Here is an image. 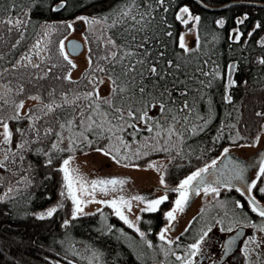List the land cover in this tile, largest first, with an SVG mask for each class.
<instances>
[{
  "label": "trees",
  "instance_id": "1",
  "mask_svg": "<svg viewBox=\"0 0 264 264\" xmlns=\"http://www.w3.org/2000/svg\"><path fill=\"white\" fill-rule=\"evenodd\" d=\"M140 2L143 4L144 0ZM151 2L155 9L152 12L155 20L149 32L155 38L147 47L153 62L158 59L159 66L165 69L169 60L180 65L171 70L173 76L167 77L168 81L173 77L186 80L192 89L189 100L203 97L196 99L194 113L189 119L200 124L202 121L195 120V115L199 114L210 116L211 122L198 135L185 134L182 141L176 136L171 139L167 136L165 141L169 139V142H162V146L144 156L134 157L118 142L97 137L93 132L86 133L88 140L92 141L90 145L77 140L72 150H69L68 137L76 132V128L69 130L66 126L60 129L59 123L73 114L74 106L64 105L62 97L66 95L73 99L75 93L91 90L92 84L87 77L70 81L65 79L69 63L60 54L58 38L53 42L56 55L49 59L55 66L49 67L47 62L44 70L35 72L31 68L21 73L22 67L19 65L20 59L33 45L44 24L66 22L79 14L97 19L112 17L117 9L123 7L124 0H0V18H25L18 29L0 24V74H7L6 77L11 75L17 98L23 100L39 94L43 102L54 100L55 104L62 105L48 115L33 106L20 119L8 120L13 132L9 147L17 155L14 163L10 158L5 162L7 168H0V197L9 188L12 189L5 199L0 200V264H153L157 261L171 264L174 256L170 253L166 256L164 250L171 247L174 252H178L186 247L182 238L171 246L159 240L160 228L167 220L165 213L178 195L173 189L187 175L219 157L226 147L250 144L264 129V65L259 63L264 58V0H165L164 6H158L156 0ZM61 3L64 7L58 11L53 10ZM164 7L167 8L166 12ZM181 7H188L193 17L199 16V23L189 21L185 25L177 20ZM244 16H247L244 23H237ZM219 20L224 21L222 27L216 23ZM257 23L260 24L259 28H255ZM110 24L111 20L104 23L105 32L120 43L118 36L114 35L119 26L111 28ZM194 28L197 36L188 48L190 51L185 52L179 46L180 37ZM235 30L240 33L238 40L233 39ZM168 32L171 36L166 35ZM95 64L96 68L103 67L106 71H94V67L91 70L93 76L101 74L108 77L107 69L111 65L104 59H98ZM232 64L237 66L235 71L229 70L228 66ZM201 69L208 72L218 70L219 76H203ZM230 79L235 81L232 87H228ZM209 80L210 87L199 83ZM110 95L111 90L105 97ZM226 95L231 96V103L225 101ZM174 96H178V93H174ZM87 103L84 99L76 101L77 105ZM102 109H106V106L102 105ZM29 115L33 117L32 120L27 118ZM149 115L159 114L151 110ZM32 124L39 129L38 137L29 130ZM233 124L235 128L227 127ZM49 126L62 133L60 150L51 148V144L57 142V137L45 135V129ZM138 127L141 130L135 140L154 135L148 133L142 124ZM221 128L222 134L219 131ZM16 129L24 131L25 136H21ZM25 139L29 144L25 145V150H21L17 145ZM33 140L37 142L33 143ZM124 140L128 146L135 142L127 134H124ZM113 144L122 148H119V155L113 151L110 156L117 155L121 162L144 166L154 157L172 158L163 176L169 188L166 189L168 199L159 205L157 211L141 213L139 221L145 233L144 238L140 237L135 228L125 224L108 205L92 213L77 214L73 218L74 205L69 196L63 194V173L59 171L63 160L97 148L107 150ZM165 148L168 150L165 151ZM38 149L43 151L38 152ZM125 152L129 153V159H121ZM21 154L23 160L19 158ZM49 157L52 159L51 164H48ZM263 181L262 178L258 183ZM237 189L224 188L217 198L222 203L219 208L212 204L209 210L205 207V212L201 211L193 217L183 234L187 242L215 226L222 216L226 218L223 219L224 228L233 227L236 222L243 223L250 216L248 207L243 203L246 197L241 193L244 192ZM237 202L244 207L237 208ZM52 205L57 208L53 216L39 219L38 212ZM65 221H68L67 225ZM148 242H151V248Z\"/></svg>",
  "mask_w": 264,
  "mask_h": 264
},
{
  "label": "snow or ice",
  "instance_id": "2",
  "mask_svg": "<svg viewBox=\"0 0 264 264\" xmlns=\"http://www.w3.org/2000/svg\"><path fill=\"white\" fill-rule=\"evenodd\" d=\"M158 6H164L165 0H156ZM64 7V4L61 3L57 8L53 9L58 11L60 8ZM143 8V10H141ZM155 9L153 8L151 0H144L141 4L140 0H124V5L122 8L117 9L112 17H101L100 19L92 18L91 20L88 17H79L78 19L83 20L85 23L97 24V23H108L111 20L109 27L118 28V32L114 35L118 36L120 43L116 42V39L113 37L107 38V44L109 47V53L101 59L106 60L111 67L107 69L108 78L111 82V95L109 97L101 98L99 96L98 88L95 87L96 79L89 80V83L93 85V90L81 94H77L75 99H69L66 95L62 97L64 105L74 106L73 114L65 117L62 123H59V128L64 129L66 126L71 130L73 127L76 128V132L68 137L69 140V150H72V145L76 144L77 140H80L81 143L87 142L89 145L92 141L88 140L86 133L93 132L97 137L105 138L110 141L118 142L119 145L127 148L128 145L124 140V134L132 136L135 140L136 134L141 130L138 125L142 124L148 133H154L153 139L160 137L162 133H165L169 139L172 136H176L179 140L185 138V134L192 136L198 135L211 122L210 116L205 117L199 114L195 115V120L202 121V123L197 124L194 120L189 119L190 115L194 113L196 107V99H202V96H197L196 98L189 100V95L192 91L189 83L186 80H179L173 77L169 82L167 77L173 76L172 69L179 68V64H173L171 60L167 61V69L160 67V61L157 59L153 62L151 52L147 45L155 38L154 35H150V28L152 22L155 20V17L152 16V12ZM164 11H167V8L164 7ZM180 14L176 16V19L181 21L183 24H187L189 21H194L196 24L199 23L200 17H193L188 7H181L179 9ZM186 17L185 18V15ZM247 19V16H244L237 21L239 24H243ZM221 27L224 24L223 20L216 22ZM0 24L11 25L12 27L19 28L23 24V21L9 16L7 20L0 18ZM159 27V26H157ZM260 24L257 23L255 28H259ZM68 28H72L71 24H68ZM11 30V29H9ZM236 31V35L233 39H239V31ZM166 35L171 36V33L168 32ZM251 35V33H249ZM264 43V42H262ZM179 46L184 49L185 52L190 51L186 44L184 43L183 36L180 37ZM199 46V45H198ZM38 47V45L36 46ZM60 54L64 60L68 61L69 64H72V61L68 59V54L64 51V43L60 42ZM161 55H163L161 53ZM24 59L31 62L30 57H25ZM259 63L264 65V58L259 60ZM92 61L89 60V66L91 67ZM75 67L74 64H72ZM33 67H39V65H33ZM230 71H235L236 65H229ZM117 68L119 71H117ZM50 70V69H49ZM94 71L105 72L106 69L103 67L97 66ZM203 76H212L213 78L219 76L218 70H213L212 72L200 70ZM65 79L71 80L70 74L65 77ZM145 80L148 82L145 83ZM103 81H100L102 83ZM170 83V86H169ZM202 86L210 87L211 81H199ZM235 85L234 80L228 81V87ZM23 91V88L20 89ZM174 93H178V96H174ZM51 95V94H50ZM87 100L88 103L85 105H77L76 101ZM31 99H39L37 96L31 97ZM225 101L231 103V96L226 95L224 97ZM102 105L106 106V109H102ZM24 107L23 101L19 103L14 102V115L8 117L7 119L0 116V154L3 155V159L0 160V168H7L6 161L15 162L16 152H13L10 146L12 143L13 132L9 128L8 120H18L20 119V110ZM62 107L60 104H55L53 100L51 103L45 104L44 108L40 111L44 112V115L53 113L57 108ZM151 110H156L158 116H150L149 112ZM27 115V114H26ZM257 115H261L257 113ZM29 120H32V116L27 117ZM36 119H39L37 117ZM227 127L235 128V125H228ZM132 131L129 132L128 130ZM31 132H33L37 137L39 136V129L35 127V124L30 125ZM21 136H25V132L20 129H16ZM222 134L223 128L219 130ZM45 135L57 137V142L51 144V148L54 150L59 149V142H62L63 136L61 132L56 131L54 128L49 126L45 129ZM239 133H237V136ZM219 139V136L217 137ZM33 143L37 142L36 140L32 141ZM158 143V141H157ZM167 143V141H165ZM29 144L27 139L22 140L17 147L21 150H25V145ZM147 146V145H145ZM97 151L102 152L104 155H111L113 151L119 155V147L116 144H113L109 149L97 148ZM165 151L168 149L165 148ZM43 151L42 149H38ZM228 149H224L226 154ZM139 154V153H137ZM47 155V153H45ZM117 155H113L112 158L116 160L117 163L120 162V159H117ZM20 160H23L24 157L21 154ZM121 159H129L128 156H123ZM52 163L51 157L48 159V164ZM70 159L63 160V166L59 169L63 173V179L66 183L68 189V196L71 199L74 209L72 212L73 218L76 217L77 213H81L83 208L81 205L86 202L92 201H83L77 196V186L79 191L83 194L94 196L95 191L98 189L100 192L107 195V193L116 190V186L123 185L126 183L124 179L121 178H103L96 179L92 181H87L82 175H80L78 169L69 168ZM127 166V165H125ZM217 161L213 159L211 164H208L204 167L197 169L192 172L186 178L181 180L178 186L173 189V191L179 193V198L175 200L174 207L165 213V218L169 222V227L163 228L159 233V240L165 244L171 246L176 241L179 240V237H176L175 240L168 239L167 233L171 227V222L175 220L176 212H183L184 208L189 200L190 193L199 194L201 189L204 194L209 193L219 196V189L217 187H212L211 183L205 179V174L209 172V169L216 168ZM261 177H264V163L259 167V173L256 180L251 181L250 186L247 189L248 193H251L254 188H257V181ZM232 179H242V170L234 169L231 174ZM161 184H164V179L161 177ZM215 183H221L220 180L215 181ZM226 183V182H225ZM88 185L91 187V192L88 191ZM111 186V187H109ZM11 192L12 189L10 188ZM240 191V189H237ZM258 191L264 194V187H260ZM244 195V193H241ZM132 199L138 201H145L144 197L136 196ZM167 195L162 196L158 199L146 201V208L142 211L155 212L157 211L159 205L164 203L167 200ZM99 203L106 204L109 207L115 210V214L130 228H135V225L128 217L124 214L123 208L131 210L130 201L124 200L123 197H120L119 200H101ZM248 204L251 207V211L257 213L260 217H264V207H260L256 198L254 196H249ZM237 208H243L244 205L239 202L236 203ZM57 211L56 207L48 209L44 213L38 215L39 219H44L45 217H52L53 214ZM203 211V209L201 210ZM139 219V217H137ZM68 221H65L67 225ZM218 224L223 223V221H217ZM251 227L258 228L260 232H264V224L255 225L252 224ZM139 232L140 237L144 238L145 233L140 232L139 228H135ZM221 230H224L223 228ZM228 231H232L231 227L227 228ZM187 231V229H186ZM211 231V227L207 231H204L198 240L188 245L185 249L184 255H178L174 252L171 247L165 249V255L169 253L175 257V260L179 264H196L195 257L200 252V246L204 242L205 237L208 236V233ZM183 235V234H182ZM233 241H229V245ZM255 244L257 248L260 246V241L256 240L255 237H250L249 241L245 244V256L249 255L248 244ZM148 247L151 248V242H148ZM179 247V245H177ZM71 264V262H69ZM255 264H264V259L258 254Z\"/></svg>",
  "mask_w": 264,
  "mask_h": 264
},
{
  "label": "rangeland",
  "instance_id": "3",
  "mask_svg": "<svg viewBox=\"0 0 264 264\" xmlns=\"http://www.w3.org/2000/svg\"><path fill=\"white\" fill-rule=\"evenodd\" d=\"M79 17H88L90 20L92 19L91 17L85 14H79L75 18L68 20L66 22L44 24L41 33L33 42V45L31 44L29 50L23 55V57L19 61V65L20 67H22L21 73H24L25 71H29L31 68H34L33 71L35 72L39 70H44L43 67L46 66L47 62L49 63V67L55 66V64L49 59L54 58V56L56 55L53 50V42L55 38H58L59 42L63 41L64 43V51L68 54V59L71 60L72 64L75 65V67H73L72 64H69L67 76L70 74L72 80H78L81 79L82 77L85 78L87 77L89 80H91L93 79V77H95L96 79L95 87L98 88L99 96L101 98H104L111 90V82L107 76L101 74L100 75L94 74L93 76L91 70L96 66L95 62H97L98 59H101V57H104L109 53L110 46H108L107 44V38L109 36L105 32L104 23L89 24V23H85L83 20L78 19ZM18 19L25 21L24 17H19ZM68 24L72 25L71 29L68 28ZM196 36L197 33L195 28L189 32H186L183 35L184 43L186 44L187 48L192 46ZM72 37L77 38L81 40L83 43H85L84 49L77 56L70 55L66 49V41ZM37 45L38 47H36ZM25 57H30L31 62H29V60L24 59ZM89 60L92 61L91 67L89 66ZM33 65H39V67H33ZM15 72L20 74L17 71ZM6 75L7 74L5 75L2 73L0 74V116H2L5 119H7L10 116H13L14 102L19 103L23 101L24 107L20 110V116L28 113L33 106L37 108L36 110L38 109L41 110L44 108L45 104H48L42 101V98L39 94L30 95L28 98L23 100L17 98L16 87L12 85L11 82L12 80H10L11 75L9 74L10 75L9 77H6ZM100 81L103 82L100 83ZM92 90H93V85L91 90L79 91L75 93L73 99H75V96L77 94L82 95L83 93ZM33 96H37L39 97V99L36 100L31 99V97ZM0 131H2V129H0ZM153 136H145L142 137L141 139H136L135 142L130 144L126 149L131 153V156L134 157H138L141 155L144 156V154H147L150 151L159 148V146H162L161 145L162 142H164L167 137L165 133H162L160 137H156L155 139H153ZM0 139H2V137H0ZM167 142H169V139H167ZM4 147H9V146H4ZM118 147L122 148L121 146ZM226 148L228 149V151H230V153H233L244 160L250 159V157L254 153L258 152V149L260 150L261 148H264V129H262L259 132L255 140L250 144H242V145L238 144V146H228ZM125 153L126 154H124V156L129 155L128 152ZM223 154H224V150L221 153V155L217 157L215 160L218 162ZM2 159H3V155L0 154V160ZM66 159H70V164H69L70 170L78 169L80 175H82L89 182L92 180L99 179V177L104 175H109V176L122 175L125 176V178L127 179L126 183H124L123 185L116 186V190L115 191L110 190L107 193V195L100 192L98 189L95 191L94 196L86 195L83 194L81 191H79L77 186V196L83 201H92V202L83 203L81 205L83 211L77 214L92 213L94 211L101 209L106 205L99 203L98 201L101 200L107 201L112 199L119 200L120 197H123L124 200L130 201L131 204L130 211L127 208H123L124 214L128 217L130 221L134 223L135 228H139L140 232H142L139 220L142 213V209L146 208L147 206L146 201L158 199L162 196L167 195L166 189L168 188V186H166L165 182L162 185L160 181H161V177L164 176L165 167L172 160L171 157H158V158L154 157V159L149 160L146 165L141 166L138 164H130L129 162H121V160L119 163H117L116 160L112 158V156L104 155L102 152L97 150H92L82 154L69 156ZM262 163H264V161H262L260 165ZM208 164H211V162H209ZM260 165L254 168L249 173V177H248L249 186L251 184V181L256 180L257 175L259 173ZM211 186L217 187L219 189L220 194L224 188L228 189L227 187L220 185L219 186L211 185ZM9 189L5 193H3V195L0 197V200L5 199L10 194ZM88 191L89 192L92 191L90 185H88ZM63 192L64 195L68 196V189L66 187L65 181H64ZM136 196L144 197L145 201L142 202L132 199L133 197ZM219 196H215L212 193L205 195L203 190L201 189L200 193L196 195V198L191 203L186 204L183 212L178 211L175 213L176 218L171 222V227L169 229V232L167 233L168 239L173 240L182 230H184L185 227L190 222L191 218L194 215H196L198 211L201 212V210L203 209V211L205 212L204 208L206 207L209 210L212 204L215 205L216 208H219L220 207L219 205L222 204L217 199ZM178 198H179V193L176 199ZM53 207L56 206L52 205L46 208L45 210H42L41 212L39 211L38 214L44 213L48 209ZM173 207L174 204L172 205V207L168 208L167 212L170 211ZM137 217H139V219H137ZM218 219L224 222L225 220L223 219L226 218L222 216L221 219L220 218ZM239 224H243V223L236 222L235 226ZM163 226L164 228L169 227L168 220H166ZM222 228L224 230H221ZM226 232L229 231L227 230V228L223 227V223L218 224L216 222L215 226L212 227L211 231L208 233V236L205 237L204 242L201 244V247L205 248L209 244L215 243L217 238L216 236L217 235L222 236ZM253 232H254L253 237H255L256 240L260 241V246L259 248H257L255 244H251V243L248 244V249L252 247L255 250H250L249 255L244 257L245 264H255L258 254L262 259H264V232H260L258 228H256ZM244 248H245V244H244ZM154 264H162V263L158 261Z\"/></svg>",
  "mask_w": 264,
  "mask_h": 264
},
{
  "label": "water",
  "instance_id": "4",
  "mask_svg": "<svg viewBox=\"0 0 264 264\" xmlns=\"http://www.w3.org/2000/svg\"><path fill=\"white\" fill-rule=\"evenodd\" d=\"M84 44L81 40L77 38H69L66 41V49L67 52L72 56L79 55L82 50L84 49ZM264 160V148L258 149V152L254 153L250 159L244 160L238 156H236L233 153H230L228 151L226 154L224 153L219 161L217 162L216 168L209 169V172L205 174V179L211 183V185H217V186H225V185H235L236 187H239L243 192L247 195H250V193L247 192V189L249 187L248 184V177L249 173L256 167L260 165V163ZM234 169L242 170V179H232L231 174ZM103 178H121L127 181L125 176L122 175H104L99 177V179ZM220 180L221 183L217 184L215 181ZM226 182V183H225ZM111 187V186H109ZM169 188H167L168 190ZM195 193H190L189 200L187 203H191L196 198ZM260 207H264V205L259 204ZM244 227L237 228L233 233H231L228 237H226L225 240V253L223 255V258L227 255V253L231 252V250H234L235 247H237L238 242L242 239L244 235ZM233 241L229 245V241ZM222 258V259H223Z\"/></svg>",
  "mask_w": 264,
  "mask_h": 264
},
{
  "label": "flooded vegetation",
  "instance_id": "5",
  "mask_svg": "<svg viewBox=\"0 0 264 264\" xmlns=\"http://www.w3.org/2000/svg\"><path fill=\"white\" fill-rule=\"evenodd\" d=\"M262 178L264 179V177H261L260 180ZM260 180L257 181V188H254L252 190L251 196H254L256 198L258 204H261V205L263 204L264 205V194H262V193H260L258 191V189L260 187H264V181L262 182L263 184L262 183L259 184L258 182ZM224 187L232 188V187H236V186L235 185H225ZM236 188H239V187H236ZM240 191H241V189H240ZM244 195L246 197V200H244L243 203L246 205V207H248V211L250 213V216H248V217L245 218L243 224H239V225L233 226L232 227L233 228L232 231L226 232L222 236L221 235H217L216 236L217 238H216V242L215 243L209 244L205 248H202L200 246V252L194 258L196 264H245V258H244L245 257V254H244L245 253V250L244 249L245 248H244V244L247 243V241L249 240L250 237H253V234H254L253 231L256 229V228L251 227V225L252 224H255V225H258L259 226L260 224H264V217H260L257 213H254V212L251 211V207L248 204V198H249L250 195H247L245 193H244ZM193 217L191 218L190 222L185 227V229L182 230L176 236V237L182 238L181 241H183L184 244H186V247L183 248V250H180V251L176 252V254H178V255H184L185 254V249L187 248V246L190 245V244H192L196 240H198L199 237H200L199 236L198 238L193 239L190 242H187L188 239L186 238V236L185 235L184 236L182 235V234H184L186 232V229H188L191 221L193 220ZM242 226L245 228L244 229V235H243L242 239L238 242L237 247H235L234 250H231V252L227 253V255L223 258V255L225 253V245H224V243H225L226 237H228L231 233H233L237 228L242 227ZM212 227H214V226H212ZM212 227H211V229H212ZM162 228H164V226H162L160 228V230ZM159 233H160V231H159ZM175 238L173 240H175ZM250 250H255V249H253L251 247V248H249V251ZM161 263L162 264H165L163 262H161ZM167 264H170V262H167ZM171 264H179V262L176 261L175 260V257H174Z\"/></svg>",
  "mask_w": 264,
  "mask_h": 264
}]
</instances>
